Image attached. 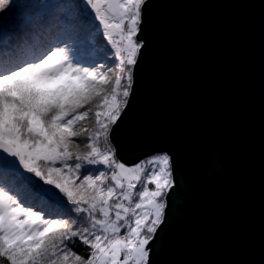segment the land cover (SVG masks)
<instances>
[{
	"label": "snow or ice",
	"instance_id": "1",
	"mask_svg": "<svg viewBox=\"0 0 264 264\" xmlns=\"http://www.w3.org/2000/svg\"><path fill=\"white\" fill-rule=\"evenodd\" d=\"M147 3L0 0V264H152L172 157L114 136Z\"/></svg>",
	"mask_w": 264,
	"mask_h": 264
},
{
	"label": "water",
	"instance_id": "2",
	"mask_svg": "<svg viewBox=\"0 0 264 264\" xmlns=\"http://www.w3.org/2000/svg\"><path fill=\"white\" fill-rule=\"evenodd\" d=\"M144 19L114 136L172 157L152 264H264V0H148Z\"/></svg>",
	"mask_w": 264,
	"mask_h": 264
},
{
	"label": "trees",
	"instance_id": "3",
	"mask_svg": "<svg viewBox=\"0 0 264 264\" xmlns=\"http://www.w3.org/2000/svg\"><path fill=\"white\" fill-rule=\"evenodd\" d=\"M46 39H47L46 37H43V38H40L39 40L35 41V46L37 48L41 47L43 45V43L46 42ZM74 249L76 251L81 252V253L86 251V249L82 245H79V242H77V244L74 246ZM5 264H6V262H5Z\"/></svg>",
	"mask_w": 264,
	"mask_h": 264
}]
</instances>
